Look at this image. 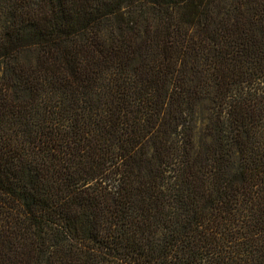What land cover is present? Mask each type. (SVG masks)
<instances>
[{
  "label": "trees",
  "instance_id": "1",
  "mask_svg": "<svg viewBox=\"0 0 264 264\" xmlns=\"http://www.w3.org/2000/svg\"><path fill=\"white\" fill-rule=\"evenodd\" d=\"M0 264H264V0H0Z\"/></svg>",
  "mask_w": 264,
  "mask_h": 264
}]
</instances>
